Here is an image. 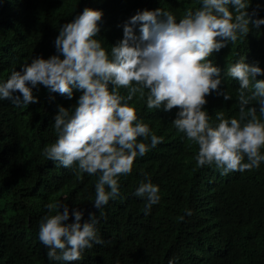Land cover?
Returning a JSON list of instances; mask_svg holds the SVG:
<instances>
[{
	"label": "trees",
	"instance_id": "16d2710c",
	"mask_svg": "<svg viewBox=\"0 0 264 264\" xmlns=\"http://www.w3.org/2000/svg\"><path fill=\"white\" fill-rule=\"evenodd\" d=\"M85 6L103 9L97 35L110 48L123 37V22L137 10L163 7L179 19L200 4L199 0H0V78L6 79L32 56L55 53L60 25ZM253 9L264 17V0H251L249 12ZM244 54L248 62L264 68V24L209 57L222 68L219 87L232 93L228 100L215 90L208 95L204 107L214 121L217 111L238 115L239 82L224 70ZM257 79H264V73ZM34 94L39 100L29 105L0 100V264H116L117 260L168 264L172 257L176 264H264V162L259 168L226 175L215 165L198 166V145L171 123L177 107L149 109L137 95L130 103L164 139L135 159L132 172L121 176L120 195L110 199L102 214L92 202L98 177L78 175V170L58 166L41 152L56 139L57 105L75 104L80 93L74 90V96L67 98L40 85ZM145 172L162 192L149 214L144 199L134 194L140 180L146 179ZM50 199L68 203L70 211L85 209L84 219L89 211L97 212L105 242L86 249L83 260L49 261L39 240V223Z\"/></svg>",
	"mask_w": 264,
	"mask_h": 264
},
{
	"label": "clouds",
	"instance_id": "9594fccd",
	"mask_svg": "<svg viewBox=\"0 0 264 264\" xmlns=\"http://www.w3.org/2000/svg\"><path fill=\"white\" fill-rule=\"evenodd\" d=\"M199 4L179 19L163 7L137 10L123 22V37L110 48L97 35L103 9L85 6L60 25L55 53L32 56L6 79L0 78V100L7 98L15 105L37 102L34 89L40 85L67 98L74 96V90L80 93L75 104L57 105L56 139L41 152L58 166L78 170V175L98 177L92 202L102 214L110 199L120 195L121 176L132 172L135 159L164 139L130 103L137 95L149 109L177 107L171 123L198 145V166L215 165L226 175L259 168L264 162V79H257L264 68L259 62H248L244 54L224 70L239 82L238 115L217 111L214 121L204 107L214 90L225 100L232 98L231 92L219 87L222 68L209 57L259 29L264 17L256 16V9L249 12L251 0H199ZM144 176L134 194L144 199L149 214L160 202L161 191L149 173ZM44 207L48 212L39 223V240L49 261L83 260L86 249L105 242L97 212L89 211L84 219L85 209L70 211L60 199H50ZM168 264H176V257Z\"/></svg>",
	"mask_w": 264,
	"mask_h": 264
},
{
	"label": "bare ground",
	"instance_id": "6f19581e",
	"mask_svg": "<svg viewBox=\"0 0 264 264\" xmlns=\"http://www.w3.org/2000/svg\"><path fill=\"white\" fill-rule=\"evenodd\" d=\"M167 167V166H166ZM146 178V177H145ZM167 181V180H166ZM161 183V182H160ZM162 193V192H161ZM164 199V198H163ZM29 204V203H28ZM164 212V211H163ZM172 212V211H171ZM179 215V214H178ZM182 215V214H181ZM207 217V216H206ZM169 220V219H168Z\"/></svg>",
	"mask_w": 264,
	"mask_h": 264
}]
</instances>
